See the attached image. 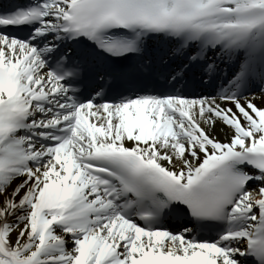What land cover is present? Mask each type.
Returning <instances> with one entry per match:
<instances>
[{
	"label": "snow or ice",
	"instance_id": "6c2138e0",
	"mask_svg": "<svg viewBox=\"0 0 264 264\" xmlns=\"http://www.w3.org/2000/svg\"><path fill=\"white\" fill-rule=\"evenodd\" d=\"M257 88L264 0H4L0 264H264Z\"/></svg>",
	"mask_w": 264,
	"mask_h": 264
},
{
	"label": "bare ground",
	"instance_id": "6f19581e",
	"mask_svg": "<svg viewBox=\"0 0 264 264\" xmlns=\"http://www.w3.org/2000/svg\"><path fill=\"white\" fill-rule=\"evenodd\" d=\"M251 95H256L257 97H258V99L256 100V103L258 104V105H260V104H264V97H260V93H258V94H252V93H250ZM219 125H218V127H217V132H219ZM225 131H228L227 129H225ZM220 138L221 139H223L224 137H223V133H220Z\"/></svg>",
	"mask_w": 264,
	"mask_h": 264
}]
</instances>
